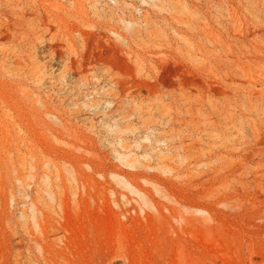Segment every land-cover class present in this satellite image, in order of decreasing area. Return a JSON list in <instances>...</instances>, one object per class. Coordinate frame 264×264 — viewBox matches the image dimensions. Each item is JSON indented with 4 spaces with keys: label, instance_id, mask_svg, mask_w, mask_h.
Returning <instances> with one entry per match:
<instances>
[{
    "label": "rangeland",
    "instance_id": "374dc122",
    "mask_svg": "<svg viewBox=\"0 0 264 264\" xmlns=\"http://www.w3.org/2000/svg\"><path fill=\"white\" fill-rule=\"evenodd\" d=\"M161 1L0 0V264H264V0Z\"/></svg>",
    "mask_w": 264,
    "mask_h": 264
},
{
    "label": "bare ground",
    "instance_id": "6f19581e",
    "mask_svg": "<svg viewBox=\"0 0 264 264\" xmlns=\"http://www.w3.org/2000/svg\"><path fill=\"white\" fill-rule=\"evenodd\" d=\"M147 2L149 3V5L157 7L158 10L157 14L161 13L162 11L165 13V15H167V17L160 15L152 19L146 17V15L144 14H141L139 15L138 18L136 17L135 19H131L127 23L123 21L124 26L126 30L129 31V33L131 34V37L139 38L140 33L141 34L144 33L147 36L151 34V36L154 39H156L158 44L163 43L166 45L170 43V41L172 40L171 38H177L180 44L182 43L185 47L194 50L195 46L190 41V37H194L196 35L195 34L196 22H192L184 19H176L177 15H175V14L181 15L185 13H191L189 8H187L186 6H180L178 7V10H175L174 6H168L167 9H165L162 6L159 7L157 4H155V2H162L161 0H147ZM172 23H176L177 24L176 27L172 25ZM161 27L167 28L168 31L171 32V36L169 37L165 31L163 32ZM178 28L183 29L184 31L187 30L189 36L182 35ZM152 30H154V32H151ZM197 37H198V41L203 42V40H201L199 36Z\"/></svg>",
    "mask_w": 264,
    "mask_h": 264
}]
</instances>
